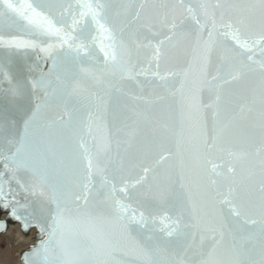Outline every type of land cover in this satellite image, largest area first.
<instances>
[{"label": "snow or ice", "instance_id": "obj_1", "mask_svg": "<svg viewBox=\"0 0 264 264\" xmlns=\"http://www.w3.org/2000/svg\"><path fill=\"white\" fill-rule=\"evenodd\" d=\"M190 34L199 86L187 95L182 86L180 111L182 119L187 111L196 120L200 132L186 163L189 191L180 198L160 180L158 166L165 156L151 167L133 161L160 148L169 134L177 135L179 149L182 133L153 122L139 140L135 131L128 133L125 152L134 142L137 152L117 154L115 160L107 140L102 147L88 145L83 136L91 133L90 109L101 99V85L108 95L112 89L120 91L113 82L117 76L150 75L164 85L170 78L187 77L186 71L161 75L159 69ZM46 39L55 42L44 43ZM218 47L222 54L210 75ZM30 49L51 60L48 73L33 77L22 61L13 59ZM0 50V160L5 169L0 201L5 208L11 203L4 191L6 174L12 180L16 173L28 172L39 195L47 189L52 205L48 238L34 253L43 264H125L117 254L130 255L139 264H193L179 243L183 236L195 239L189 231L193 227L209 240L205 249L206 236H200L198 264H264V0H22L19 5L0 0ZM257 50L259 60L251 55L237 60ZM136 63L147 66L135 72ZM251 74L259 75V87L237 93L232 86ZM204 88L212 94L208 103L201 96ZM49 106L59 108L61 115L36 129L42 109ZM209 109L210 133L203 118ZM81 113H87V122ZM80 162H86L83 168ZM126 168L129 174L137 168L142 174L125 179ZM32 192L37 194L35 188ZM164 204L167 210L158 212ZM11 214L26 220L15 208Z\"/></svg>", "mask_w": 264, "mask_h": 264}, {"label": "water", "instance_id": "obj_2", "mask_svg": "<svg viewBox=\"0 0 264 264\" xmlns=\"http://www.w3.org/2000/svg\"><path fill=\"white\" fill-rule=\"evenodd\" d=\"M13 2L19 5L22 0H13ZM61 2L75 3V0H61ZM91 35L94 36L96 33L93 31ZM49 42L55 41L44 40V43ZM193 45L194 35L190 34L178 52L167 63L162 62L159 69L161 75L169 71H186L188 73L187 77L177 76L170 78L168 84L164 85L150 75H139L135 79H121L117 76L113 82L117 84L120 91L112 89L108 95H104L106 85H101L99 88L101 99L96 103L95 107L90 109L94 114L91 121V133L89 134L86 131L83 136L88 145L95 144L102 147L105 140H107L108 152L115 160L117 154L125 157L135 154L137 152L136 142L128 148L127 153L125 152L128 133L135 131L137 140H139L148 133L153 122L168 126L172 133H182L184 143L179 149L176 147L177 135L169 134L162 141L160 148L146 152L133 161L134 163L142 162L143 166L151 167L156 161L160 160L161 156H165L166 159L161 161L158 166L160 180L167 184L171 192L180 198H186L189 191L191 177L186 170V163L189 152L194 148L195 139L200 132V127L196 120L190 118L187 111H185L182 119L180 111L182 86L185 95L199 86V65L193 58ZM94 48L96 58L102 64L104 56L99 51V45H94ZM221 54V48L218 47L213 50L209 66L210 75L215 74ZM3 55V50H0V56ZM249 55L253 56L255 60L262 58L260 51L257 50L254 53L240 54L237 56V60L246 61ZM13 59L22 61L26 68L31 70L33 77L38 76L41 72L48 73L52 68L51 60L45 59L43 53L31 49L27 50V52L21 51L13 54ZM146 66L144 63H136L134 71L139 72L142 67ZM152 70H156L155 64L152 65ZM55 75L56 71L53 70L51 78H55ZM232 87L240 94H243L247 88H258L259 75L251 74L245 81ZM42 95V92L37 93V96ZM134 96H139L143 99L133 100L132 97ZM201 96L204 103H208L212 98V94L207 88L203 89ZM239 102L242 103L243 101ZM59 115H61V110L57 107L49 106V108L42 109L40 122L36 125V129L40 127L41 122L55 120ZM80 118L87 122V113H81ZM203 118L207 124V131L210 133L213 119L212 111L210 109L206 110L203 113ZM15 131L17 135L21 134L22 127L18 124ZM84 163L86 162H80L79 167L83 168ZM3 165L4 161L0 160V173L5 171ZM114 166L112 165L109 168L110 179L115 174L112 172V167ZM138 174H142L138 168L132 170L130 174L126 168L123 176L125 179H134ZM9 176L10 174L4 176V191L11 203L8 208H5L3 207V201H0V235L13 236L18 243H21L20 246L14 249L16 264H43L41 256L34 253L39 249L42 241L48 238L47 230L50 223L49 217L52 205L48 200L47 189H45L44 196L39 195V185L35 183L34 178L28 172L20 171L16 173V179L12 180H9ZM99 179V177H96L97 181ZM16 180H20L24 187H21ZM149 182H151V176L149 177ZM116 183L118 187L122 186L119 176H117ZM26 188L28 190H25ZM33 188L37 190L35 195L32 192ZM192 191L195 192V189H192ZM133 206H136L134 202ZM167 207V204L160 206L158 212L167 210ZM13 208L16 209L17 215L25 217L26 220H17L12 216ZM25 222L29 225L27 229L23 226ZM192 223L195 224L196 221L193 220ZM42 228L44 231H41ZM189 231L195 235V239H193L192 235H187L181 237L179 243L184 248H187V259L192 261L193 264H198L200 259L198 253L201 251L200 236H206V234L197 227H193ZM78 239L83 240L86 238L80 236ZM172 246L176 247V241L172 242ZM203 247L205 249L209 247L207 236ZM116 259L125 261V264H139L130 255L117 254Z\"/></svg>", "mask_w": 264, "mask_h": 264}, {"label": "rangeland", "instance_id": "obj_3", "mask_svg": "<svg viewBox=\"0 0 264 264\" xmlns=\"http://www.w3.org/2000/svg\"><path fill=\"white\" fill-rule=\"evenodd\" d=\"M17 246L14 244L12 236L0 235V263L1 264H16L14 249Z\"/></svg>", "mask_w": 264, "mask_h": 264}, {"label": "bare ground", "instance_id": "obj_4", "mask_svg": "<svg viewBox=\"0 0 264 264\" xmlns=\"http://www.w3.org/2000/svg\"><path fill=\"white\" fill-rule=\"evenodd\" d=\"M13 242L14 244L18 247L21 245V243H18L17 240L15 239V237L12 236Z\"/></svg>", "mask_w": 264, "mask_h": 264}]
</instances>
